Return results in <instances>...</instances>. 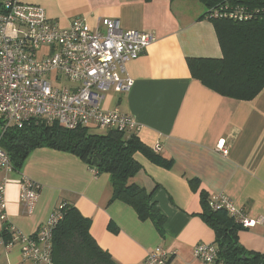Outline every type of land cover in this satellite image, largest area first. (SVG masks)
Wrapping results in <instances>:
<instances>
[{"label":"crops","instance_id":"crops-1","mask_svg":"<svg viewBox=\"0 0 264 264\" xmlns=\"http://www.w3.org/2000/svg\"><path fill=\"white\" fill-rule=\"evenodd\" d=\"M44 7L51 20L68 27L76 16L105 32L104 19L124 29L150 31L156 40L127 63L134 79L130 91L105 92L102 107L118 108L139 123L135 132L149 147L172 159L170 167L138 152L142 168L132 182L153 195L165 221L160 229L141 218L129 203L113 198L110 175L62 149L40 146L18 171L6 172L8 221L35 235L55 207L66 201L91 219L90 232L117 264H145L153 248L172 252L169 264H214L194 255L200 242L214 243L215 232L201 216V192L226 193L257 220L242 227L247 249L264 253V87L252 99L224 95L195 77L192 58H222L213 21L203 17L200 0H20ZM205 6V8L202 5ZM91 131L104 133L95 125ZM224 141L228 153L218 149ZM22 175L41 185L32 214L20 199ZM198 179L194 189L191 179ZM3 223L0 219V234ZM0 264H44L24 259L19 244L0 247Z\"/></svg>","mask_w":264,"mask_h":264},{"label":"built area","instance_id":"built-area-1","mask_svg":"<svg viewBox=\"0 0 264 264\" xmlns=\"http://www.w3.org/2000/svg\"><path fill=\"white\" fill-rule=\"evenodd\" d=\"M0 11V116L3 131L12 125L32 120L54 123L68 129L95 125L102 129L136 131L139 123L118 108L102 107L105 92L131 90L134 79L127 74V63L138 58L156 40L150 31L124 29L118 20L104 19L105 32L91 27L87 18L76 16L68 27L49 18L44 7L20 0H3ZM215 9L213 14H218ZM223 16L236 20L251 17L242 5H230ZM68 84H63V79ZM2 131V132H3ZM1 139V137H0ZM159 145L155 151H160ZM218 149L228 153L224 141ZM15 171L9 154L0 145V219L3 223L0 247L20 245L24 259L56 264L53 256V230L64 217L65 203H59L48 221L35 235H26L8 221L6 208V172ZM97 173V171H96ZM41 185L25 175L20 177V199L25 212L32 214ZM210 206L223 209L242 227H251V219L226 193H213ZM7 233V236L4 235ZM217 248L200 242L194 255L214 263ZM173 253L162 246L148 252L145 264H169Z\"/></svg>","mask_w":264,"mask_h":264},{"label":"trees","instance_id":"trees-1","mask_svg":"<svg viewBox=\"0 0 264 264\" xmlns=\"http://www.w3.org/2000/svg\"><path fill=\"white\" fill-rule=\"evenodd\" d=\"M206 6L203 17L214 22L223 48L222 58H192L189 65L195 77L214 90L238 99H252L264 87V0H200ZM230 5H242L251 17L236 20L223 16ZM0 0V11H3ZM219 9L218 14H213ZM0 116V145L19 171L35 148L49 146L69 151L92 166L97 173L110 175L113 198L131 204L141 218H151L161 229L165 221L153 195L132 182L142 168L136 159L140 152L154 163L170 167L173 160L146 145L133 131L107 129L91 131L89 126L68 129L57 122L32 119L23 125H12L4 131ZM196 190L198 179H191ZM210 194L201 192L204 221L214 230L217 258L214 264H264V253L241 244L242 226L223 209L209 204ZM65 203L64 217L53 230V256L56 264H117L90 232L91 219ZM4 235L7 236V233Z\"/></svg>","mask_w":264,"mask_h":264},{"label":"rangeland","instance_id":"rangeland-1","mask_svg":"<svg viewBox=\"0 0 264 264\" xmlns=\"http://www.w3.org/2000/svg\"><path fill=\"white\" fill-rule=\"evenodd\" d=\"M200 5H202V4H200ZM202 6L205 8V6H204V5H202ZM63 84H68V83H67V79H66V78H64V79H63Z\"/></svg>","mask_w":264,"mask_h":264}]
</instances>
